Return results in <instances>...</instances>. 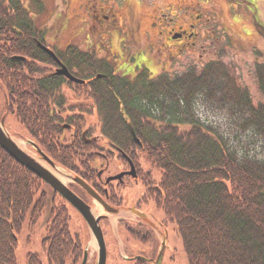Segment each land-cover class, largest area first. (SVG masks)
I'll use <instances>...</instances> for the list:
<instances>
[{"label": "trees", "instance_id": "16d2710c", "mask_svg": "<svg viewBox=\"0 0 264 264\" xmlns=\"http://www.w3.org/2000/svg\"><path fill=\"white\" fill-rule=\"evenodd\" d=\"M37 41L44 43L42 31L22 1L0 0V116L13 114L54 163L87 181L95 177L102 142L129 155L136 149L149 169L159 171L156 181L150 178L156 194L149 193L164 224L180 237L186 264H264V63L255 66L263 102L254 105L219 61L198 73L189 68L150 76L143 70L131 80L68 46L57 55L70 72L102 74L87 95L69 89L68 97L64 77L48 69L55 64ZM197 102L223 113L226 121L205 124L196 115ZM68 124L72 130L64 128ZM83 130L89 137L97 131L96 140L84 142ZM42 185L0 148V264H16L22 226L32 228L43 213L46 263H80L82 245L69 230L64 201ZM25 264L42 263L29 252Z\"/></svg>", "mask_w": 264, "mask_h": 264}, {"label": "rangeland", "instance_id": "374dc122", "mask_svg": "<svg viewBox=\"0 0 264 264\" xmlns=\"http://www.w3.org/2000/svg\"><path fill=\"white\" fill-rule=\"evenodd\" d=\"M21 1L32 16L37 28L42 31L45 44L59 53L68 46L79 49L86 44H93L96 37L84 29L87 15L94 14L95 9L99 7L116 6L115 0ZM159 9L165 14H170L167 15L168 17L174 14L177 23L183 25L184 28H187V32L191 33L190 36L183 37L180 42L174 41V44H177L175 47L179 51L176 54L171 53L172 60L168 59V54L157 53L155 47L154 50H147V41L154 40V30L149 26V23ZM196 15H199L202 21L195 23L192 28H188L185 25V20L193 22ZM90 19L94 20L93 17ZM125 19V26L128 29L131 28L135 42L131 43L128 35L122 31H119L117 36L113 35L112 40L114 52H119L118 41L120 44L124 43L123 54L116 63L125 61L126 73L130 69H134L135 72L143 58L149 63L150 68L146 67L151 76L158 75V72H167L169 75L179 74L189 68H194L198 73L205 64L219 61L228 69L235 82L247 90L254 105L263 102V96L255 78V66L257 63H264V0H126ZM87 33H89L88 37ZM140 52L142 55L139 54ZM100 54L98 53V55ZM157 54H161L162 60ZM106 55L108 54L105 53ZM113 60L115 61V59ZM162 65L166 67V70L162 68ZM52 67H48V69L52 71ZM134 72L130 73L134 74ZM64 92L68 97H71L69 90H64ZM3 102L4 96L0 86V114L3 111ZM69 102L70 104L76 103L73 99ZM194 109L196 115L205 124H223L226 121L223 113L203 103L197 102ZM94 118L95 116H92L89 121L92 122ZM4 126L20 142V146L24 150L34 157L36 156L34 149L26 142L29 139L25 131L13 114L5 112ZM189 128V126H179L181 131H187ZM94 134H97V131ZM254 146L255 152L262 157L260 145L256 143ZM146 167L149 169V166L144 168ZM149 170L152 172V179L156 181L159 171ZM69 173L71 174V172ZM60 177L66 185L72 186L67 177L64 175ZM41 189L46 191V194H50L52 191L46 184L42 185ZM65 207L70 217L69 230L72 235L78 236L82 249L87 247V264H93L96 256L95 242L90 239L89 230L80 214L66 204ZM91 207L94 214L101 212L98 206L92 205ZM147 210L158 219L162 217L154 203L150 204ZM120 217H126L122 211L117 215H109V222L100 221L107 252L106 264H134L133 255L138 254L139 248L142 247L128 233L132 220H119ZM45 219L43 213L32 228L27 227L26 224L22 226L17 236L16 264H25V256L29 252L37 254L41 263L47 264L40 246L41 239L45 234ZM166 225V230L162 229L161 232L159 230L160 238L163 237L164 231L167 234L161 264H186L180 237L170 223Z\"/></svg>", "mask_w": 264, "mask_h": 264}, {"label": "flooded vegetation", "instance_id": "af4514ba", "mask_svg": "<svg viewBox=\"0 0 264 264\" xmlns=\"http://www.w3.org/2000/svg\"><path fill=\"white\" fill-rule=\"evenodd\" d=\"M115 1L116 6L99 7L98 9H95L94 14L87 15L84 29L89 31V33H91V35L96 38L94 39L95 41L93 44H86L83 48H79V50L94 56L101 63L104 70L108 69L110 67L109 65H112V71H116V68H118L117 72L119 71L123 76L129 77V79L131 80L135 78L138 72L143 70L148 75H150L147 69V67L150 68L149 63L145 58H143L141 65L139 66V68H136L135 72L134 69H130L129 72L126 73L125 70L127 69V67L124 65V63H126L125 61H122V63L119 64L116 63L118 58L123 54L122 47L124 46V43L120 44V41H118L117 45L119 48V52H114L112 36H117L118 32L122 31L125 33V35H128L131 43L135 42V39L133 37V34L131 33V28L128 29L127 26H125L127 19V17L125 19L126 0ZM87 9L88 8L86 7V10ZM167 15L170 14H165L159 9L158 13L153 16V19H151L149 26L154 30V40L147 41L146 45L147 50H154L153 48L155 47V51L157 53L163 52L165 54H168V59L172 60L171 53L176 54L179 51V49L175 47L177 46V44H174V41L180 42L183 37L190 36L191 33L187 32V28H184L183 25L177 23V19L174 17V14L171 17H168ZM91 17H93L94 20H91ZM173 19L175 20L173 21ZM201 21V17L199 15H196L194 16L193 22H188V20H185V25L188 28H192L193 26H195V23ZM137 29H139V26H137ZM89 33H87V37L89 36ZM49 48L52 49L51 47ZM52 50L58 57L57 52L54 49ZM141 52L139 53L140 55H142ZM98 53L102 54L98 55ZM105 53L108 55L105 56ZM157 55L159 59L162 60L160 57L161 54ZM58 59L63 64L62 60L59 57ZM113 59H115V61ZM54 64L55 65H53L52 67V73H54L55 69L58 66L55 62ZM162 66V68L166 70V67L164 65ZM130 72H134V74H131ZM159 73L164 72H158L157 74ZM71 74L77 79L82 80L83 82L80 83L71 81L61 75L65 79L62 88L64 90L73 89L74 91L83 90L87 95L91 82L94 78H96V75H86L84 73V75L78 76L74 75L73 73ZM85 108L96 111V107L94 104H88V106H86ZM64 128L72 130L73 127L72 125L68 124V126ZM86 135L87 134L85 131V138L88 139L89 136ZM85 138H83V140ZM102 145V150L98 151L95 155L96 159L94 165L96 168V172H93L95 177L91 181H87L86 179H83L79 174L76 175L79 176L83 181H85L89 186H91L92 189L99 195V197L111 209H114V212L109 213L105 209H103L77 184L71 182L72 186H70V184H67V186L87 205H96L101 209V212L99 214L104 215V217L100 218L99 224L102 220H106L107 222H109V215H117L120 214L121 211L126 217H120L119 220H132V222L130 221L131 223L128 229V233L133 237L135 241L138 242L137 244L142 245V247L139 248V253L135 254V256L133 255L132 260L134 264L135 261L138 260L142 261V263L144 264H152L154 261L153 259L155 258V255L158 252L161 244L159 230L161 232L162 229L166 230L167 228V225L164 224L162 217L158 219L153 213L149 212L148 210L146 211L148 206L154 203L149 192L152 190L153 196H155L157 191V186L153 184L151 180L152 172H150L147 167L144 168L145 166H147V164L143 162L142 158L139 156V153H136V149L134 154L129 155L128 153L119 151L108 143L102 142ZM115 163L117 164L114 165ZM100 170H102V172H99ZM112 176H118V178L106 182V179ZM53 193L59 196L57 193ZM63 201L64 204L70 206L64 199ZM70 207L73 208L72 206ZM87 260L85 264H87Z\"/></svg>", "mask_w": 264, "mask_h": 264}, {"label": "water", "instance_id": "95a60500", "mask_svg": "<svg viewBox=\"0 0 264 264\" xmlns=\"http://www.w3.org/2000/svg\"><path fill=\"white\" fill-rule=\"evenodd\" d=\"M38 46L47 53L51 59L58 65L54 73L63 75L68 80L75 82H83L80 79L74 77L68 69L63 65L56 54L46 45L37 41ZM19 60H28L22 56H13ZM97 77L100 74L96 75ZM5 113L0 116V148L4 150L15 162L32 172L41 181L47 184L55 193L60 195L70 206H72L83 218L89 233L90 239L95 242L96 245V256L94 264H105L106 263V247L103 237L101 227L99 225L100 218L104 217L101 214H94L92 207L87 205L80 197H78L67 185L63 182L61 177L64 175L71 182L80 186L94 201L99 204L107 212L112 213L114 209H111L100 197L99 195L89 186L85 181H83L79 176L69 173L70 171L54 163L41 149L31 140H26V142L34 149L36 156L29 154L26 150L20 146V142L16 140L5 128L4 126ZM65 127L67 125H64ZM129 130L135 139V142L139 144L138 139L135 137L133 129L130 124H128ZM82 137L85 138V131L82 132ZM96 137H90L84 139L85 142L94 141ZM67 172V173H66ZM99 172H102L100 170ZM58 174V176L56 174ZM118 178V176H112L106 179L109 180ZM167 234L164 231V235L161 238V244L157 255L153 261V264H160L165 249ZM87 247L83 249L82 259L80 264H85L87 260Z\"/></svg>", "mask_w": 264, "mask_h": 264}, {"label": "bare ground", "instance_id": "6f19581e", "mask_svg": "<svg viewBox=\"0 0 264 264\" xmlns=\"http://www.w3.org/2000/svg\"><path fill=\"white\" fill-rule=\"evenodd\" d=\"M56 174V173H55ZM58 176V174H56ZM60 177V176H59Z\"/></svg>", "mask_w": 264, "mask_h": 264}]
</instances>
